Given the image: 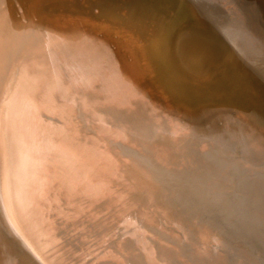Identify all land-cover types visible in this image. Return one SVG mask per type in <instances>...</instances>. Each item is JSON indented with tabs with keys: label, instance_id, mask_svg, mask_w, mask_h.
Here are the masks:
<instances>
[{
	"label": "bare ground",
	"instance_id": "obj_1",
	"mask_svg": "<svg viewBox=\"0 0 264 264\" xmlns=\"http://www.w3.org/2000/svg\"><path fill=\"white\" fill-rule=\"evenodd\" d=\"M52 1L0 0V218L18 242L11 241L0 225V264H66L61 254L58 255L59 249H54L58 244L55 219L57 217L61 219L58 220L60 223L63 221L70 224L78 220L82 213H90V206L87 209H78L80 205L76 209L69 206L70 210L63 207L64 202L71 205L70 199L77 195L85 197L90 203L108 198L106 200L110 204H116L119 212L117 215L120 217L118 221L124 228L122 235H127L128 240L118 238L115 240L117 249L113 250L110 244L105 243L111 231L100 234L98 244L93 249H90L91 245L86 247L85 242L80 241L73 250L79 251L75 263L128 264L126 258L135 253L136 256L139 254L138 257L141 255L145 264H170L171 260L176 264H216L217 261L230 264V256L214 240V236V239L208 241L198 239L189 253L184 252L186 249L182 251L180 247L188 242V233L170 218L168 208L157 206L151 199L139 207L133 204L129 199L131 187L124 184L127 182L119 174L116 160L95 139L83 138L75 120L80 101V107L94 122L97 133L109 138L115 146L121 147L120 150L125 145L134 148L135 144L126 128L128 122L120 119L123 116L137 118L148 112L160 126L167 128L170 144L178 138H184L187 126L184 125L185 121H180V106L176 108L173 99L155 79L156 69L146 46L147 38L161 27L159 20L154 17L155 11L149 8L148 0H66L65 4H52ZM161 2H164V8L161 7L165 12L166 6L179 11V14L186 9L192 10L193 15L198 17L199 27L202 26V17L194 1ZM57 7H62L65 12L68 10L71 18L67 17V21L55 18ZM182 18L184 20L186 17ZM28 28L32 31H25ZM175 33L171 44L174 59L169 57L174 60L171 76L176 84L175 90L194 96L206 68L212 65L208 41L198 31V27L186 31L180 29ZM31 36L33 38L29 41ZM26 48L32 55L28 64L19 60ZM47 116L55 121L49 120ZM112 121L119 123L112 126ZM203 130L206 131L205 128ZM148 136L151 137L150 134ZM127 154L129 160L134 156L133 160L141 163L144 172L152 170L144 162L145 156ZM157 162L154 171H165L161 168L165 165L163 160ZM171 172L174 173L170 171L167 175H171ZM173 181L165 194L166 199L177 198L193 208L200 202V192L206 193V201L201 208L206 211L210 209L206 204H212V211L234 232L240 234L248 243L250 251H258V259L264 264V204H259V197L264 195V177L234 180L236 190L233 194L232 189V194H229L231 206L227 208L231 216L223 207L217 206L215 198H211L196 182L188 185L176 179ZM251 184L259 186L256 205L250 202L253 201L250 198ZM71 202L74 203L73 200ZM256 206L261 207V213L256 210ZM246 218L256 225L255 228L246 229ZM102 244H107L109 248L102 247ZM209 246H214L215 250L209 249ZM243 257L239 255L230 259L236 262L234 264H246ZM248 263L254 264L253 261Z\"/></svg>",
	"mask_w": 264,
	"mask_h": 264
},
{
	"label": "rangeland",
	"instance_id": "obj_2",
	"mask_svg": "<svg viewBox=\"0 0 264 264\" xmlns=\"http://www.w3.org/2000/svg\"><path fill=\"white\" fill-rule=\"evenodd\" d=\"M74 1L75 0H72V2H74ZM148 1H147V3L149 5V8H151V10L155 11L154 17L157 20H159L161 27L158 31L153 33L155 35L152 34L149 36V38H147L148 42H146V46H148L147 48L149 49L150 58L153 62V66L156 69L155 74L157 75V77L155 79L163 86L167 95L173 99L174 104L176 105V108H178L180 106L179 109H181V113H179V116H181L183 118L182 119L180 117V121L182 123L185 121L184 125L187 126V131L183 136L184 138H178V140L173 142V144H170L168 136H167V128L164 126H160L157 123V120L155 118H152L151 114L144 111L146 114L145 113H144V115L141 114L137 118H130V117H126V116H123L120 118V119H122V121H123V119H125L128 122V126L126 127L128 130V134H130L129 136L132 139H134L135 144H137V145L134 144V148H132L131 146L125 145L122 147L123 149L120 150L121 147L115 146L114 143H112L109 140V138L97 133L96 126H95L94 122L90 121L91 118L89 119L88 113L86 114L85 110L82 109V107H80V105H81L80 101H78L79 103H78L77 108H76L77 113H75V120L79 124V128L81 129V135H83V138L95 139L97 141V143L99 144V146L102 149H104L105 151H107L109 153V155H111L112 158H114V160H116V164H117L118 169H119V174H121L127 182L124 184H127L131 187V193L129 195V199L132 200L133 204H137V206L139 207L142 204L149 202V200L151 199L150 201L154 204H157V206L168 208L170 218L172 220H175V222H177L178 224H180L183 227V229L186 231V233H188L187 234L188 235V242L186 243V245L180 247L182 249V251H183V249H186V251H184V252L189 253V252H191L190 249L193 248V244L198 239H200V241H204V239H205V241L206 240L208 241L209 239H214L213 238V236H214L215 237L214 240H216L219 243L220 247L225 250V252L230 256L231 259L233 257L236 258L239 255H240V258H242L243 256H244L243 258H246V257L249 258L252 251H250V247H249L248 243L244 239H242L241 236L237 237L234 242H230L229 244H226V241H229V240L223 235L222 231L229 230L232 233L234 231L231 229V227L226 225L225 222L220 220L218 214H215L212 211V208L210 207V206H213L212 204H210V203L206 204V206L209 207L210 209H206V211L198 213V212H195V210L192 207L189 208V206L184 205L180 199H177V198H174L172 200H170L169 198L166 199L165 194L167 193L168 189L170 188V185L174 182L173 181L174 179H176V181H181V182L186 183L188 185H192L193 182H196L195 184H199L201 187H203L204 188L203 190L208 192L210 194V195L209 194L208 195L211 198H213V197L215 198V202H219V204H217V206L223 207L225 212L229 216H231L229 214L230 213L229 209H227V208H230V206H231L230 205L231 202L229 201V194H232V189H234V186L236 183L235 181H237L238 179H241V178H252V177H260V176L264 177V111L262 113L256 114L255 115V123H252L250 120L251 119L250 114H246L244 111H241L239 109H236V111L234 110L233 111L234 115L231 114L229 116L230 111H228V108H229L228 106H239L240 108H242V106L246 105V104L247 105H250V104H253V105L256 104L257 105L260 103V99L258 97V94L255 93V91L253 90L255 88H253L252 86L251 87L253 89H251V87L250 88L247 87V88H243L242 92L238 91V96H236L234 93L232 94V96H230L228 86H221V84H218L217 79H215V75L219 69H218L217 63H214V62H212L211 66L206 68L205 75L202 77L203 80L201 81L199 86L198 85L196 86L197 88L194 91V96H193V94L192 95L187 94V93L184 94L180 90H179V92H178V90H175L176 84L174 83L173 77L171 76V71L173 70V67H174V64H173L174 60L173 61L171 60V58L174 59V57H172L173 53L171 52L172 51V45L171 44L173 43L174 36L176 35V33L174 34V32H178V31H180V29L183 31H186V30L196 28L197 25H200V23H198L199 22L198 17L196 15H193L194 12L190 9H186L183 11L182 14H179V13H177L179 11L169 9L166 6V12H165V10H163L164 2H161L162 0H160V1L159 0H153V1L148 0ZM55 2L57 4L60 2L65 4L66 0H53L51 3L54 4ZM167 9H169V10H167ZM55 11H56L55 12L56 14H54L55 18H58L59 20L61 19V21L62 20L67 21V19L71 18V16H72V15H70V13H68V10L65 12L62 7H59V8L57 7ZM174 13H177V14L175 15ZM181 15H183V16H181ZM172 16H174L173 18L175 20L172 18ZM43 17H45V19H48V17L46 15H44ZM60 17H62V18H60ZM175 17H177V18L179 17L178 19H180V20H178ZM181 17H183L185 19L181 20ZM172 19H173V21H172ZM177 21H179V23ZM182 23H184V25ZM165 24H166V26H165ZM167 25H168V27H167ZM172 25H175V26H172ZM178 25H180V26H178ZM171 26H172V29H171ZM176 26H178L180 28L178 29V27H176ZM173 28L175 30L177 28V31H175ZM167 30H169V31L172 30V31L169 32ZM25 31H32V29L30 28V30H29V28H28ZM162 33H163V35H162ZM165 33H168L169 35L166 36L167 34L165 35ZM164 35L166 37H169V38H165ZM157 36H160V38ZM152 37L154 40L152 39ZM155 37H156V39L157 38H159V39L155 40ZM163 37L165 39H168V40L164 39V41H165L164 42L162 40ZM32 38H33V36H31L29 38V41ZM166 41H169V42H166ZM170 41H172V42H170ZM164 43L166 45V48H165V45H163V46L161 45ZM155 44H157V45H155ZM28 45H29V43H28ZM159 45L162 46V50L160 49L161 46H159ZM158 46H159V48H158ZM167 46H169L171 49ZM28 48H26L24 50L22 56L20 54L21 59H19V60H21V62H25L27 64L30 62L29 61L31 58L30 56H32L31 52ZM156 49H157V51H156ZM159 50L161 52L162 51L163 52L161 53ZM169 57H171V58H169ZM226 59L227 60L225 63H227L228 65L233 64V62H231L230 59H228V58H226ZM165 65H166V67H165ZM169 79H170V81H168ZM206 79H207V81H205ZM170 85H172V86H170ZM173 87H174V91H176V92L173 91ZM216 87L220 90H218ZM216 89H217V92H216ZM197 93H198V95H197ZM172 96H174V98ZM228 96H230L229 97L230 99L228 98ZM192 98H194V99H192ZM179 100L180 101L182 100V102H180ZM227 100H228V102H227ZM191 102H192V105H190ZM212 102L215 104L213 105ZM223 102H225V103H223ZM223 104H224V106H222ZM212 105H213V107H212ZM78 109H80V110H78ZM218 109L222 110L223 112L218 111ZM198 110H200V111H198ZM245 111H248V110L245 108ZM197 113H199V116H201L200 118H199ZM210 113H211V116H209ZM221 114L225 115V116H223V118H227L226 119L227 121H223V126H225V124H227V130H225L223 133H219L220 127L219 126L217 127V125H219V123L216 120L219 117L217 119L214 118L215 120L213 118L210 119V117H212V116H220ZM206 116H207V118H206ZM208 116L210 119L209 121H208ZM48 117L49 116H47V118ZM231 118L232 119L234 118L235 120L234 119L232 120ZM48 119L49 120L52 119V121H55V120H53L54 118H51V117H49ZM212 119H213V121H212ZM201 121L203 124L201 123ZM209 122H212V123H209ZM118 123H115L112 121L111 125L117 126ZM207 123H209V124H207ZM197 125H199V126H197ZM202 125H204L205 127ZM129 126H132V127L129 128ZM216 127L218 130L216 129ZM204 128L206 131L203 130ZM201 131L205 135L203 133H201ZM224 133H226L227 136ZM148 134H150L151 137H149ZM198 134L205 137L204 140H202V141H196L197 144L199 143V147H200L199 149H201V151H204L203 149H205L206 152H209L211 154V157L209 156L210 158L208 159L210 165L207 168V171H204V173L200 172V169L195 165V162H196L195 155L198 156V153H200V152L197 153V152L193 151V147L195 148V144H196L195 140H197ZM99 135H101V136H99ZM160 137L163 141L160 140ZM188 146H190V149ZM191 146H193V147H191ZM169 148H171V149H169ZM150 149H151V151H150ZM163 149H165V151ZM153 151H155V152H153ZM226 151H227V153H226ZM127 152L134 154L135 157L145 156L144 162L149 167H152V170L150 169V171H146V172H144L145 170H141L142 169L141 163L139 161L133 160L134 156L132 159L129 160V158H128L129 156H127L128 155ZM161 160H163V162L165 164L164 167L161 166V168H164L165 171L164 170L161 171L158 169L155 172L154 170H156V168L158 166L157 161H161ZM180 165H182V166H180ZM170 171H174V173L171 172V175H167V173H170ZM203 174H204V179H203ZM235 190L236 189H234L233 194L235 193ZM232 196L230 198H232ZM85 199H86L85 197L77 195V197L75 196V197L70 199L69 204L71 203V205H67L66 202H64L63 207L66 210L67 209L70 210V208H68L69 206L71 208L73 206V208H75V209L77 207H79V205H80V207L78 209L83 208V207H85V209H87V206L88 207L90 206V213H89L90 216L88 213L85 215L82 213L78 220H74L73 223H70V224L65 223L63 221L60 223L59 222L61 220L60 218L56 217L57 220L55 219L56 224H57V230H58L57 231L58 244L55 245L54 249H59L58 255L61 254V258L65 261L66 264H80V262L75 263V260H77L75 256L78 255L79 251L73 252L74 248L77 247L78 242H80V241L85 242L86 247L91 245L90 249H93L98 244V238H99L100 234L101 235L106 234V232L111 231L110 234H107L108 238L106 237L107 240L105 239V241H106L105 243H107L108 245L110 244L109 247L112 248V250H113V248L117 249L115 246V244H116L115 240L117 241L118 238H121V239L123 238L125 241L128 240L127 235H126L127 237L122 235L124 228L122 225H120V222L118 221L120 217H118L119 212H117L118 206L116 204H115L116 207L114 206V204H110L109 201L106 200L108 198L100 199V200L96 201V203L95 202L90 203V202L86 201L87 199L86 200ZM72 200L74 203L71 202ZM76 202H77V204H76ZM78 202H80V203H78ZM81 202L82 203L84 202V203L82 204ZM88 203H90V204H88ZM104 204H105V206H103ZM220 204H225L224 206L226 208L224 206H220ZM106 205H107V207H106ZM105 208H107V209H105ZM109 208H111V210ZM98 210H100V211L98 212ZM93 211H94V213H93ZM96 215H97V218H95ZM83 217H84V219H83ZM90 217H92V221H91ZM93 217H94V219H93ZM86 218H88V219H86ZM75 221H77V222H75ZM81 221H83L84 223L83 222H82L83 224L80 223ZM93 221H95V222H93ZM88 223H91L90 224L91 226H89ZM98 223H100V225ZM0 225L3 227V229L10 236V240L13 242H16L18 244L14 235L9 230V228L6 227L4 221L1 220V218H0ZM198 226H200V227H198ZM91 227H94V228H91ZM82 228H84V229H82ZM87 228H88V230H87ZM60 229H63V230L61 231ZM69 229L70 230L72 229V231H70ZM90 229L93 232H91ZM76 232H78V233H76ZM191 232H192V234H191ZM214 233H215V235H214ZM110 236H112V237H110ZM94 240H95V242H94ZM59 241H60V243H59ZM105 243H103V244H105ZM103 244H102V247L109 248L107 244L104 246H103ZM56 247H58V248H56ZM243 250H244V252H243ZM255 252L256 251H254L252 254V257H254V258H249V261H253V262H254V260L260 261L259 260L260 254L255 255L256 254ZM69 253H70V255H69ZM243 253H244V255H243ZM245 254L246 255L248 254V255L245 256ZM138 255L139 254H137V256H136L135 253L130 254L126 258V262L128 264H133V262H134V264H145V261L142 259V257H140L141 255L139 257H138ZM63 256H65V257H63ZM138 258H141V259L138 261ZM230 258H229V260L231 262L230 264L236 263L234 260H231ZM133 260H135V261H133ZM136 261H137V263H136ZM169 263L170 264H176L177 262H175V261L172 262V260H171V262L169 261ZM191 264H194V263L191 262ZM216 264H220L219 261H217ZM260 264H261V262H260Z\"/></svg>",
	"mask_w": 264,
	"mask_h": 264
},
{
	"label": "water",
	"instance_id": "obj_3",
	"mask_svg": "<svg viewBox=\"0 0 264 264\" xmlns=\"http://www.w3.org/2000/svg\"><path fill=\"white\" fill-rule=\"evenodd\" d=\"M181 1L187 2L189 0ZM191 1H194L200 9L198 11L203 22L202 26L199 27L197 25V27L198 31L208 41L211 61L217 63L219 70L215 75V79H217L218 84L228 86L230 96L233 93L238 96V91L242 92L243 88H250L252 86L255 88L253 90L258 94L260 99V103L257 105L246 104L242 108L239 106H228V111H230L229 116L233 114L234 110L239 109L246 114H250L251 122L255 123V115L264 111V0H215L214 3H211L209 0ZM226 58L230 59L233 64L228 65L225 63ZM245 108L248 111H245ZM223 116L221 114L219 118L218 116L210 117V119L218 118L220 133L227 130V124L223 126V121H227V118H223ZM224 134L227 136L226 133ZM198 135L195 143L205 138L202 135ZM188 147L190 149V146ZM199 148V143L195 144V148L193 147V151L200 152L198 156L195 155V165L200 169V172L204 173L210 165L208 159L211 157V154L206 152L205 149L201 151ZM258 187L256 184H251L250 198L253 201L250 202H254L255 205L258 203ZM200 195V202L193 206L195 212L198 213L204 211L201 205H204L206 201V193L200 192ZM259 199V204L263 205L264 195L261 194ZM210 202L212 203V201ZM215 204L218 203L216 202ZM260 209V206H256V210L261 213L262 209L259 211ZM244 222L247 230H251L256 226L254 223H250V219L248 218ZM222 233L229 240L226 241V244L234 242L240 236L239 233H232L229 230H224ZM256 236L258 237L257 233ZM257 242L259 241L257 240ZM213 248L214 246H209V249ZM252 253L249 258H254L252 257ZM255 253V255H259L257 250ZM223 258L225 259V257ZM249 258H243V261L249 264ZM254 264H260V261L254 260Z\"/></svg>",
	"mask_w": 264,
	"mask_h": 264
}]
</instances>
